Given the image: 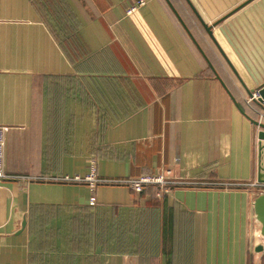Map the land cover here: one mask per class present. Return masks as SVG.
<instances>
[{"label": "crops", "instance_id": "obj_1", "mask_svg": "<svg viewBox=\"0 0 264 264\" xmlns=\"http://www.w3.org/2000/svg\"><path fill=\"white\" fill-rule=\"evenodd\" d=\"M0 0V264H264V0ZM215 43L201 20L212 25ZM169 171L134 193L80 183ZM160 194V195H159ZM260 248L263 250L260 251Z\"/></svg>", "mask_w": 264, "mask_h": 264}, {"label": "built area", "instance_id": "obj_2", "mask_svg": "<svg viewBox=\"0 0 264 264\" xmlns=\"http://www.w3.org/2000/svg\"><path fill=\"white\" fill-rule=\"evenodd\" d=\"M145 5L144 0H136L134 5L130 6L126 10V14L130 15L137 8ZM258 121H264L263 116H259ZM6 127L0 126V180L7 178V175L3 169V156H4V135L6 132ZM170 172H158L153 175H140L134 178H125V179H104L100 178L97 175V169L94 162H91L88 168V172L84 176H64L59 178H54L53 180L69 183H80L84 184L91 191L89 198V204L94 205L96 202V197L93 194V191L101 184H116V185H125L134 193H142L146 188L151 186H156L159 189V193H167L170 187L175 185L188 184L181 181H174L169 177ZM260 194H264V184L256 183L254 185ZM160 195V194H159Z\"/></svg>", "mask_w": 264, "mask_h": 264}, {"label": "water", "instance_id": "obj_3", "mask_svg": "<svg viewBox=\"0 0 264 264\" xmlns=\"http://www.w3.org/2000/svg\"><path fill=\"white\" fill-rule=\"evenodd\" d=\"M165 1L169 5L170 9L172 10V12L175 15V17L177 18V20L184 27L185 31L189 34V31L187 30L185 24L183 23V21L181 20V18L177 14V12L174 10V8L170 4V2L168 0H165ZM250 1H252V0L246 1L245 3L240 5L238 8L234 9L233 11H231V13H229V15H231L236 10H238L242 6L246 5ZM229 15L224 16L222 19H220L219 21L213 23L212 25H207L201 20L200 17L198 18V21L202 25L204 31L207 33L208 37L214 43H215V41H214V38L212 36L213 27H215L219 22H221L222 20L227 18ZM189 36H190V39L192 40V42L196 45L197 49L200 51V53L206 59V57L204 56L203 52L201 51V48L197 45V43L195 42L194 38L190 34H189ZM206 61H207L208 66L210 67V69L214 73L215 77L220 81L219 77L216 75V72L212 69V66L209 63V61L207 59H206ZM220 83H221V81H220ZM246 93H247V96L252 100V102L257 106V108L260 109L261 111H264V85L260 86L259 88L255 89V90H252V91L246 90ZM229 97L233 101L235 107L241 113L244 114V116L251 122V124L257 130V132H256V157H257L256 182L258 184H264V121L260 122V121H258L256 119L250 118L239 107V105L236 103L235 99L231 95H229ZM254 211H255L256 219L261 225L260 235L264 239V194H260L256 198V200L254 201ZM261 250H263V249L260 248V251Z\"/></svg>", "mask_w": 264, "mask_h": 264}]
</instances>
